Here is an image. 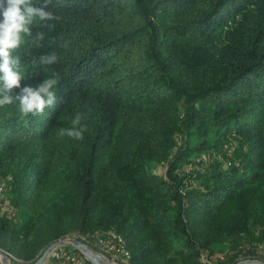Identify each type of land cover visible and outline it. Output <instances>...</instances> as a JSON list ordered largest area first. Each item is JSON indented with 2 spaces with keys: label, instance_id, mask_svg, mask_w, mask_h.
Listing matches in <instances>:
<instances>
[{
  "label": "trees",
  "instance_id": "trees-1",
  "mask_svg": "<svg viewBox=\"0 0 264 264\" xmlns=\"http://www.w3.org/2000/svg\"><path fill=\"white\" fill-rule=\"evenodd\" d=\"M31 2L60 19L34 18L10 59L21 87L55 73L56 101L26 121L19 101L0 107V175L32 213L0 217V250L34 264L58 240L114 230L128 264L263 259L264 0ZM76 112L80 141L61 134Z\"/></svg>",
  "mask_w": 264,
  "mask_h": 264
},
{
  "label": "clouds",
  "instance_id": "clouds-1",
  "mask_svg": "<svg viewBox=\"0 0 264 264\" xmlns=\"http://www.w3.org/2000/svg\"><path fill=\"white\" fill-rule=\"evenodd\" d=\"M51 0H44V7H47ZM40 20H59L53 12H45L43 8L36 7L31 0H0V81L3 82L0 90L6 89L9 94L0 99V107L11 105L15 101L18 103L19 119L26 121L29 114L39 116L45 112V107H52L56 101L54 89L58 83V78L46 79L38 88L29 86L21 87L22 74L15 68L18 60L10 59V50L17 49L22 43V34H30L29 25L34 18ZM39 39H43V34H38ZM41 62L46 64L58 63V56L54 52L50 57H41ZM20 88L18 95L13 97L11 90ZM86 119L84 113L76 112L71 119V127L61 130L62 135L80 141L84 139L87 126L82 124Z\"/></svg>",
  "mask_w": 264,
  "mask_h": 264
},
{
  "label": "built area",
  "instance_id": "built-area-1",
  "mask_svg": "<svg viewBox=\"0 0 264 264\" xmlns=\"http://www.w3.org/2000/svg\"><path fill=\"white\" fill-rule=\"evenodd\" d=\"M229 167L232 166L231 162L227 164ZM7 198V188L5 181L0 180V204L6 202ZM7 215L10 218H16L17 209L10 206L6 209ZM83 241L85 244L93 247L106 259L112 262V264H128L132 259V252L127 246L125 237L120 235L114 230L106 232H93L87 233L85 235H79L78 237H73ZM259 253V251L257 252ZM234 253L218 254L214 257H209L208 255L203 256V261L205 264H214V262H225L229 256ZM247 258V259H256ZM55 264H81L83 257L75 252L74 250L67 247H60L56 249L51 258ZM246 260V259H241Z\"/></svg>",
  "mask_w": 264,
  "mask_h": 264
},
{
  "label": "water",
  "instance_id": "water-1",
  "mask_svg": "<svg viewBox=\"0 0 264 264\" xmlns=\"http://www.w3.org/2000/svg\"><path fill=\"white\" fill-rule=\"evenodd\" d=\"M60 247H67L70 248L77 253H79L84 260L89 262L90 264H112L111 261L106 259L103 255H101L97 250L93 247L85 244L83 241L68 237L61 240H58L47 247L39 259L34 264H47L49 259L51 258L53 252L60 248ZM0 261L2 264H10V258L7 254L0 250ZM114 264V263H113ZM236 264H264V261L259 259H246L239 261Z\"/></svg>",
  "mask_w": 264,
  "mask_h": 264
},
{
  "label": "rangeland",
  "instance_id": "rangeland-1",
  "mask_svg": "<svg viewBox=\"0 0 264 264\" xmlns=\"http://www.w3.org/2000/svg\"><path fill=\"white\" fill-rule=\"evenodd\" d=\"M235 148H233L232 150H234ZM232 152V151H231ZM230 152V153H231ZM227 156L229 157L230 155L227 154ZM222 160L225 162L227 161V159H225L224 157H222ZM224 164V163H223ZM210 165V164H209ZM224 167V165H222ZM166 170L165 168H159L157 170V173L159 174H165ZM0 180L2 181H7V182H10L11 181V175H0ZM14 204H12V200H11V194L10 192L7 194V198H6V202L3 203V204H0V217L1 218H6L7 220H10V218L8 217L7 215V211L6 209L10 206L13 207ZM30 214L32 213H28V212H22L21 210L18 211V214H17V217L14 218L13 220H10L12 222H14L15 224H21L24 222V220H27L26 217H28ZM231 252V251H230ZM230 252H225V253H222V254H227V253H230ZM258 252V251H257ZM218 255V254H217ZM258 255L262 256L263 259H259V260H262L264 261V247H259V253ZM214 257V256H213ZM227 261V260H226ZM10 264H21V263H15V262H10ZM47 264H54L52 259H49V261L47 262ZM214 264H219V262H214Z\"/></svg>",
  "mask_w": 264,
  "mask_h": 264
}]
</instances>
